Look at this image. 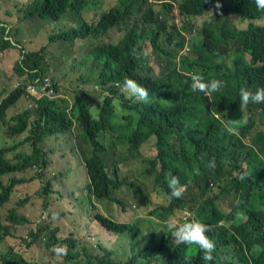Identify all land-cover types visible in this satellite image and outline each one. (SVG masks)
Masks as SVG:
<instances>
[{
  "label": "trees",
  "instance_id": "trees-1",
  "mask_svg": "<svg viewBox=\"0 0 264 264\" xmlns=\"http://www.w3.org/2000/svg\"><path fill=\"white\" fill-rule=\"evenodd\" d=\"M175 1L183 16L213 12V22L204 23L202 39L193 41L191 51L196 60L181 59L179 69L173 59L183 45V37L178 32L166 33L165 22L153 15L162 6L167 7L165 0H117L114 9L106 14L102 12L97 21L91 22L80 17L96 9L91 1L32 0L29 3V15L45 20L57 21L67 11H80L77 16L81 22L77 28L62 31L53 38L49 36L48 42L73 44L80 40L73 49L72 59L65 62L78 74L81 87L73 89L69 98H58L59 87L52 78L50 87L57 98L39 100L35 117L29 118V112L24 111L11 118V126L4 125L6 112L26 96L24 87L11 91L0 104V128L5 132V142L0 143L4 146L0 147V208L6 212V223H0V230L22 217L15 207L21 208L31 198L27 190L35 179L21 174L32 165L49 168L50 152L58 150L60 142L64 145L71 142L69 137L51 138L65 136L77 126L78 143L68 150L79 154V164H73L74 169L83 168L88 178L87 188L96 202L113 201L112 194L122 185L118 159L113 162V154L105 153L104 135L109 137L111 149L127 147L130 152L137 151L148 137H155L157 155L152 160L144 159L150 166L147 174L153 181L154 177L160 179L165 191L166 175L175 174L187 191L180 200H171L167 207L154 209L150 214L165 220L176 210H182L192 219L214 226L213 232L222 246L235 243L240 249L245 248L253 264L263 263L264 228L258 216L264 214V131H251L257 124L264 126V103L243 105L239 89L247 87L254 92L257 87H264V26L249 24L240 31L229 27L228 16L218 15L216 4L221 2L233 16L259 20L258 14L243 0ZM115 25L123 26L122 39L116 45L99 41ZM140 25L145 28L140 30ZM146 39L156 57L162 56L173 63L165 74L152 73L148 54L134 58L132 49L145 52ZM0 46H4L1 39ZM43 52L44 49L24 55V68L37 69L35 76L47 74ZM193 72L201 74L205 81L222 80L226 86L209 96L195 91L198 95L191 100L195 92L190 87L189 74ZM18 74L23 75L22 68ZM126 77L148 89L146 100L114 86V83L121 85ZM228 119L234 122L229 123ZM217 123L223 127L221 134L215 130ZM226 125L238 134L229 132ZM45 144L50 152L44 148ZM66 155L61 154L63 158ZM212 158L214 168L208 166ZM107 167H111L110 174L114 177L108 174ZM245 173L246 178L239 179ZM214 186L219 195L215 194ZM24 191L25 195L20 198ZM226 195L235 199L224 215L217 207V199ZM12 199H17L15 207H10ZM94 218L108 231L123 234L130 240L141 233L138 225L115 224L99 215ZM238 219L240 222L234 225ZM224 220L232 223L228 227L216 225ZM164 243L166 247L159 245L162 254L154 257L144 253L139 243H130L135 251L133 258L110 264H145L150 257L160 264H197L194 247ZM256 247L258 253L254 252ZM3 264L24 262L20 255L8 252Z\"/></svg>",
  "mask_w": 264,
  "mask_h": 264
},
{
  "label": "rangeland",
  "instance_id": "rangeland-1",
  "mask_svg": "<svg viewBox=\"0 0 264 264\" xmlns=\"http://www.w3.org/2000/svg\"><path fill=\"white\" fill-rule=\"evenodd\" d=\"M27 2L28 0H0V20L12 27L11 38L15 42L21 43L26 52L38 51L42 47H46L48 73L45 76L50 78V80L54 78L56 85L59 87L58 98H69L71 91L76 87H81V84L77 81L78 74L72 72L69 63L65 62V60L72 59L73 49L77 47L80 40L77 39L73 44H63L62 49L59 43H49L48 36L53 35L60 29L76 26L77 23L81 22V18L87 22L97 21L102 12L108 11L115 6L117 0H91L92 3L96 4V9H90L89 12L82 13L80 15L81 18L74 16L72 19H62L59 23L44 22L39 19H25L24 7ZM202 20L203 18L198 21L192 20L195 29L200 28ZM253 23L264 26V13L260 14V19L253 21ZM172 24L181 28V19L178 16L176 4H173L172 10L168 14V25ZM247 24L248 22L244 20H232V25L238 29H244ZM121 36V30L113 28L103 39V42L116 43ZM185 36L187 47H189V35L185 34ZM145 52L149 55V62L153 72L159 74L164 65L161 66L156 56L151 52L148 43H146ZM188 54V50L180 53L181 56H187ZM17 56L18 52L15 48L0 51V102L14 90V85L19 82V79L23 85H27L31 80V78L26 76L19 74L17 76L15 73L14 66ZM247 60H249V57H247ZM197 95L198 93L195 92L190 99H195ZM48 97L52 98L51 93ZM36 107L33 104L29 106V99L23 96L6 112L4 125L11 126L13 124L11 118L22 114L24 111L29 112V118L35 117L34 110ZM226 127L229 128L228 125ZM215 130L221 134L223 132L222 125L217 123ZM258 130L264 131V126L257 124L251 133ZM75 136L76 130L73 129L65 136L51 138H71V142L68 144L64 145V143L60 142L57 145L58 150L54 152L48 151V146L45 144L44 148L47 152H50L51 165L43 171V182L34 180L29 186L27 191L31 198L21 208L15 207L17 199H12L10 207H15L22 217L7 224L8 236L0 242V253H15L31 264H68L63 262V257H57L51 252L52 247L45 248L44 241L49 238V235L42 229L47 225L51 230L57 229L56 238L65 239L71 236L76 240V249L80 253L77 258L78 262L86 260L87 257L99 259L106 251L113 252L111 255L112 260L125 261L129 256V251L126 249L127 242L120 240L118 234L109 233L99 227L96 222H92L90 219L92 214L100 213L114 222L133 226L138 225L144 230L147 226L160 230L166 224L172 221L178 222L183 217L184 214L182 212L177 213L175 217L169 218L163 223L159 221L151 222L152 218L148 216V212L156 206L166 205L169 197L154 185L153 179L147 174V170L150 168L148 163L131 157L125 150L117 157L118 175L125 185L114 194L115 201L96 202L89 196L87 190V174L85 178L82 167H78V173L74 169L73 164H79L80 156L76 151L74 155L68 149L75 143ZM3 142H5V132L0 128V143L2 144ZM0 147L4 146L0 145ZM62 152L64 156L67 152L66 157L63 158L61 156ZM139 153L141 158L145 160L154 159L157 155L155 137H150L141 146ZM37 172L38 169L33 167L26 169L21 176L34 177ZM47 182L50 185L49 194L43 197L42 187L46 186ZM128 184L139 185L148 195L149 205L147 207L141 208L137 206L133 188L128 186ZM25 192L19 197L23 198ZM234 199L235 197L230 195L223 196L217 202V207L222 212L227 213ZM91 202L96 206L95 211L91 210ZM44 204L47 205L46 208H44ZM5 217V210L0 208V223H6ZM258 219L264 228V214H260ZM239 222V219L236 220L234 225ZM231 223V220H224L218 221L216 225L228 227ZM30 234H34L35 238L30 237ZM226 244L228 246H239L235 243ZM223 253L225 252L220 250V257ZM93 264H99V262L95 259ZM232 264L242 263L239 262L238 256L235 255Z\"/></svg>",
  "mask_w": 264,
  "mask_h": 264
},
{
  "label": "clouds",
  "instance_id": "clouds-1",
  "mask_svg": "<svg viewBox=\"0 0 264 264\" xmlns=\"http://www.w3.org/2000/svg\"><path fill=\"white\" fill-rule=\"evenodd\" d=\"M31 1L32 0H28L27 4L24 7V18L25 19H39V20L44 21V22L59 23L62 19H72V17L77 16V14L80 12V11H78V12L67 11V13L57 21L45 20V19H42L40 17H34V16L29 15L28 5ZM84 1L86 3H89L91 0H84ZM243 2L247 6H249L255 13H257L259 18H260V14L264 13V0H243ZM164 4L167 5V7L165 8L164 6H162L161 10L158 13L153 14V15L159 21L165 22V24L167 26L166 27V33L174 35L175 32H178L183 37V45H182L181 49L177 52L175 58L173 59V62L176 65V69H179L181 59L196 60L197 56L191 51L193 41L202 39L201 32L203 30L204 23L206 21H209L211 23L213 22V12L207 11L204 14L197 15V16H183L179 12L177 1L165 0ZM173 4H176L177 13L181 19V28H178L175 24L168 25V14L172 10ZM216 7H217L216 10H217V13L219 16H221L222 18L228 16L230 18V23H229L230 28H234V29L240 30V31L245 30L249 24L253 25L254 24L253 21H256L255 19L247 20V19H242L238 16H233L230 9H224L222 7L221 2H217ZM114 8H115V6L113 8H111L110 10H112ZM110 10L105 11L104 14L108 13ZM200 18H203L201 26H200V28L195 29V26L193 25L192 20L198 21ZM234 19L247 21L248 24L244 29H238L232 25V20H234ZM79 24L80 23H77L76 26H72V27H69L66 29H60L59 31L55 32L53 35H49V36L51 38L56 37L62 31H67L71 28H74V29L77 28ZM113 28H119L121 30V32H122L121 38L116 43L103 42V39L108 35V33ZM144 28H145V26L140 25L139 29L142 30ZM11 32H12V27L10 25H8L7 23H5L4 21L0 20V39L4 43V46H0V51L15 48L18 52V56H17L16 63L14 66L15 73L18 76V71L20 68H22V70H23L22 76H26L27 78H31V80L29 81V83L27 85L21 84L20 79H19V82H17L14 85V90L20 86L24 87L26 97L29 99V106H30V104L37 106V102L43 98H48V99L57 98V96L54 94V92L52 91V89L50 87V85H51L50 84V78H48L47 76H45L41 73L39 76H35L34 74L36 73L37 69L24 68L25 67L24 66V55H25L26 51L24 50L21 43L15 42L11 38ZM185 34L189 35V41H190L189 47H187ZM123 35H124L123 26L115 25L99 41H101L103 44H107V45H116L122 39ZM149 42L150 41L147 39L144 41V43H149ZM53 43L61 44L62 49H63L62 42L55 40V41H53ZM170 46L173 47L174 42ZM42 49H44V52H43L44 69H45L46 73H48V66L46 64V57H47L46 47H42L40 50L35 51V52H40ZM187 50L189 52V54L187 56H181L180 55L181 52H185ZM132 54H133L134 58H136V59H140V58L144 57L145 55H147L146 52L137 51L135 48L132 49ZM156 58L160 62L161 66L164 65V67L162 68V70L159 74H155L153 72V69L149 65L152 73L155 76H159L160 74H165L167 72V69H170L173 67V63L167 62L166 60H164V57H162V56L158 57L157 56ZM25 70H27V71H25ZM29 71H31V72H29ZM184 74H186V73H184ZM189 76L191 79L190 87H191L192 91L193 92H195V91L202 92L203 95L205 93L204 96H209L213 93L219 92L226 86L225 82L222 80H219V79H210L208 81H205L204 77L201 74H199L198 72L190 73ZM114 86L119 88L121 92H128L131 95L136 96L139 100H146L148 95H149L148 89H146L144 86H142L136 80L131 79V78L126 77L122 81L121 85L114 83ZM31 87L34 88L33 92L30 91ZM14 90H12V91H14ZM50 93H51L52 98L48 97ZM9 95H10V93L4 99H2V101L5 100ZM239 96H240V102L243 105H248L250 103L251 104H262V103H264V87H257L254 92L250 88L241 87L239 89ZM2 101L0 102V104L2 103ZM228 122L232 123V122H234V120L228 119ZM73 129L76 130V136H75L74 140L76 143H78L80 130L77 128V126H75ZM228 131L233 132L234 134H238V133H235V130L232 128H229ZM148 139H149V137L147 138V140ZM144 143H142L140 145V147L138 148L137 151L130 152L127 147L119 148L117 146H114L113 149H111L110 148L111 141L109 140V137L107 135H104V137L102 139V144L106 148L105 153L106 154L107 153L113 154V157H112L113 162L115 161V159H117L119 154L124 150L131 157H134L135 159H139L141 162H144V159L141 158V155L139 153V150ZM104 160L108 166V156L107 155L104 156ZM208 166L211 168L215 167L214 158L208 160ZM33 167H36V166L32 165L30 167H27V169L33 168ZM36 168L38 169V172L34 176V179L38 180L39 182H43V171L45 169L39 168V167H36ZM111 171H112L111 167H107V172L110 176H111V174H110ZM159 172H160V170L157 173H159ZM246 175H247L246 173L241 174L239 176V179L244 180L246 178ZM111 177H114V176H111ZM119 180L122 182V185L120 186V188L118 190H116L112 194L111 198L113 201H115L114 194L116 192H118L125 185V183L122 179H119ZM154 185L157 186L158 188H160L162 193H164L165 195H168L169 199H168V202L166 205L156 206L148 212V216L150 218H152L151 222L159 221V222L163 223V222H166L169 218L175 217L177 213L183 212L182 210H176L173 215L169 216L165 220H159V219L155 218L154 216H152L150 214L151 211H153L154 209H158L160 207H167L171 200H175V201L180 200L181 198H183L185 196L186 191H187L186 185L182 184L179 181V178L175 174H172V173H169L166 175V184H165L166 188H167L166 191L163 189V184L161 183L160 179H158L157 177H154ZM128 186L133 188V195H134V199L136 201L137 206L141 207V208L147 207L149 205V198H148V195L143 190H141V187L139 185H136V184H128ZM49 187H50V185L48 182L46 183V186L42 187L41 192H42L43 197L48 196ZM87 190H88L89 196L92 199H94V196L90 193L89 188H87ZM214 190H215V194L219 195V192H218L216 186H214ZM220 199H221V197L219 196V199H217V200H220ZM141 202H145V204H141ZM46 207H47V205L44 204V208H46ZM91 210L92 211L96 210V207H95L94 203H92V202H91ZM183 214H184L183 217H181L178 222L172 221V222L166 224L165 227H163L160 230L153 229L150 226H147L146 229L144 230V229L140 228L139 226H137L141 230V233L132 240L126 238L123 234L108 231L94 217L96 215H99V216H101V217H103V218L107 219L108 221H111L115 224H125V223L114 222L111 219H109L108 217H105L104 215H102L100 213L92 214L90 216V219L92 222H96L97 225H99V227H101L102 229L106 230L109 233L118 234L120 240L127 242L126 249L129 251V256L125 261L112 260L111 255L113 254V252L106 251L105 254L102 257H100L99 259L87 257L86 260H84L82 262H78L77 258L80 255V253L76 249V240L73 239L71 236H70V238H65V239L56 238L55 234L57 233V229L51 230L49 228V226H47V225L42 229L43 231H46L49 235V238L46 241H44V246H45V248L52 247L51 252L53 254H55L57 257H60V258L63 257V262L68 263V264H93V260H95V259L99 262V264L125 263L128 260H131L135 254V251H133L130 247V243H132V244L139 243L140 246L142 247V251L144 253H147L148 255H151L152 257H154V255H156V254L158 255L161 253L160 247H159L160 244L163 247L167 246V244L164 243L165 241H168V242H170V244H173L175 246L183 245V246L194 247L196 249L197 264H232V260L234 259L235 255L238 256L239 262H241L242 264H253L251 259L248 257V254H247L245 248L240 249L238 246H235V245L234 246H228L227 244L222 246L220 244V242L216 239V234L213 232L214 226L206 225V224H204L198 220H194V219L190 218V216L184 212H183ZM223 214L225 215L226 213H223ZM13 224L16 225L17 223H13ZM6 236H8V229L0 230V242ZM30 237L35 238V235L30 234ZM222 241L224 242L223 237H222ZM220 250H223L227 255L225 253H223L222 256L220 257ZM254 252L258 253L259 248L256 247L254 249ZM6 254L0 253V264H3V259H6ZM20 260H22L24 262V264H31L28 261H26V259L23 258L22 256H20ZM153 263L154 264H160L158 260H156L155 258H151V257L149 258V261H147L145 264H153ZM262 264H264V261Z\"/></svg>",
  "mask_w": 264,
  "mask_h": 264
},
{
  "label": "built area",
  "instance_id": "built-area-1",
  "mask_svg": "<svg viewBox=\"0 0 264 264\" xmlns=\"http://www.w3.org/2000/svg\"><path fill=\"white\" fill-rule=\"evenodd\" d=\"M30 91H31V92H33V91H34V88H33V87H31V88H30Z\"/></svg>",
  "mask_w": 264,
  "mask_h": 264
}]
</instances>
